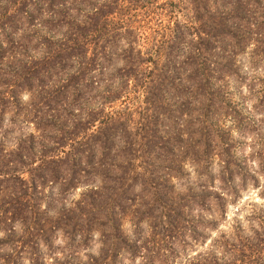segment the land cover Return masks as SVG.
Listing matches in <instances>:
<instances>
[{
	"label": "rangeland",
	"instance_id": "obj_1",
	"mask_svg": "<svg viewBox=\"0 0 264 264\" xmlns=\"http://www.w3.org/2000/svg\"><path fill=\"white\" fill-rule=\"evenodd\" d=\"M2 1L5 2L4 7H8L14 17L11 21L7 20L0 24V200H6L7 196H10L9 192L15 194L24 191V182L21 178H27L30 174L27 171L20 173L17 165L10 162L14 154L9 161H7V155L13 149L15 139L20 134L33 132L35 139L42 138V131L36 130L34 120L28 119L34 115V109L31 111L29 109L36 92H42L36 98L44 96L46 99V95L51 94V97L48 95L50 98L47 102L61 99L64 103L69 101L66 98L72 97L73 91L76 92L82 88V93L75 99L74 106L75 112L81 113L78 121H84L86 112L104 104L106 121L111 122L113 129L110 131L106 127L110 136L122 134L128 138H134V144L131 146L133 149L128 147L127 154L135 156L132 158L134 169L142 173L138 176V182L132 191L136 202L143 201L148 196L150 201L153 200V205L159 208V203L153 199L156 193L162 196V199L169 196V189L173 194L177 192L185 194L184 207L178 204V208L181 212L184 211L183 215L185 214L186 218L180 229L183 240L177 238V241H173L167 236L160 238L154 235L153 240L147 242L139 251L133 247L131 254L121 250L115 257L118 262L121 264H188L189 260L195 259L208 250L215 238L221 237L237 243L240 235L252 234L254 229L264 230V16L257 15L253 18V13L251 15L248 9L253 5L241 1L246 4L233 9L235 16H245L246 19L238 18V29L231 25L228 34L221 33L219 27L217 30L219 34L213 36L215 29L212 25L208 27L211 35L207 37V41L204 39L198 40L199 43L195 39L187 41V37L186 40L180 41L174 37L172 41L178 45V48H174L173 43L170 42L168 48L171 52H165V54L175 60L173 64L182 70V74L193 69L197 61L204 66V69L210 68L209 73H213L218 66L226 69L222 76L215 74L210 77L211 86L218 90L214 103L215 110L208 112L210 120L206 128H199L200 126L196 124L194 132H189L181 122L190 116L185 113L180 114L176 110L179 106H183L181 104L185 98L181 95L180 98L165 99L163 94H160L158 100L161 105L152 112V102L146 101L143 87L134 84L133 79L129 81L125 79V75H129L126 71L120 73V70L116 69L120 67L121 62L115 52H119L120 49H112L110 52L111 65L106 66L105 58L83 76V82L75 80L74 87L66 89L68 93L65 98L60 94L53 95L55 86L63 82L55 74H51L50 80L44 81L46 86L43 88L41 85L35 86L34 80L30 84H33L35 89H26L27 81L33 79L37 70H43L41 63L44 59L47 60L46 56L49 53L46 51L64 41V27L53 26L47 20L44 22L37 20L32 26L27 21V14L31 8L28 10V7L19 0H12V3L7 0ZM117 1L118 4L120 3L117 15L123 22L128 23L129 38L134 40L133 50H140L141 63L137 66V71L148 80L153 62H156L158 68H167V64L164 65L163 62L166 58L165 54L160 57L157 54L162 52L153 51L161 45V40L165 38L164 34L169 32L170 26L173 27L172 24L175 23L170 15V7L173 3L169 1L172 0ZM173 1L180 8L177 14L181 16L180 21L187 24L186 30H198L199 24H195L192 20L193 14L189 8V0L185 1L186 5L180 3L183 0ZM106 2L110 3V0L74 1L71 11L74 10V16L81 29L84 25V14L90 11L91 6L101 4L104 7ZM213 4L214 2L210 0V8L214 6ZM22 9L27 10L25 15L22 14ZM205 21L206 18L204 23ZM209 24L212 23L209 21ZM99 34L106 37L103 29L93 32L95 37ZM201 34L202 32H198L199 36ZM103 36L98 41H101ZM119 42L123 47L125 42L123 35ZM200 44L205 48L200 54H196L193 45ZM96 45L93 39L87 47H80L82 49L80 53L87 57L95 55L97 59L101 58L100 56L106 52ZM188 48L191 52H184ZM28 66L34 68V71L33 75L26 79ZM77 68L75 65L71 70H77ZM96 70L103 71L99 78L95 73ZM15 76L18 81L14 79ZM91 78L95 80L97 78L99 83L96 84L97 91L89 89L84 84ZM4 81L9 84L7 87ZM18 83L23 89L17 87ZM166 83L169 84L167 81ZM11 87L19 89L18 92L15 89L13 92L20 102L19 111L16 114L12 109V103L16 99L12 103L2 102L4 97L11 96ZM94 92L96 95H93ZM104 95H106V101L103 99ZM101 99L104 102H101ZM188 105L187 111L193 107L195 114L197 106L192 105V102ZM159 110L161 113L156 112ZM81 123L79 122L76 127L80 128ZM93 127L94 125L85 130L81 129L75 137L93 142L95 140L93 135H86L94 132V130L91 131ZM150 130L152 132L147 133ZM143 132L147 134L142 135ZM140 139L143 142H140ZM36 144L40 150L43 148L40 142ZM38 154L39 151L35 153V160L38 159ZM84 163L85 157L82 155L81 165ZM5 172L11 173L10 180L2 177ZM101 173L102 170H97L95 176L93 171L88 181H81V184L63 191H60L58 184L46 182L44 187L36 188L31 193L26 187V193H22V200L30 195L29 207L32 213L34 215L38 213L41 217L51 220L50 224H53L51 230L47 231L51 234L53 244L58 246L55 253L58 259L44 253L46 256L44 264H59L60 259L67 260L66 264H87L88 253H97L100 234L97 230H92L85 241L86 226L100 229L98 225L104 217H100L99 213L93 211L91 214L95 217V221L91 219V224H88L87 216L81 215L79 211H76L78 216L76 213L72 217L69 215L72 213L75 202L82 197V193L94 184H100V180L96 178ZM151 177L159 182L149 183L148 180ZM142 178L145 179L141 185ZM106 182L109 187L110 179H106ZM107 186L108 194L111 188ZM199 190H206L203 195L198 193V198L201 197L204 203L200 206H192L193 199L190 195ZM220 201L224 203L222 213L219 211L218 202ZM61 208L63 213H60ZM83 211L84 214L88 212V210ZM133 215V212L122 214L120 217L122 226L117 230L129 239L128 242L121 243L128 247L131 239H135L137 227L144 232L143 235L152 234L151 230H153L148 225L149 217L134 224ZM111 220L110 222L113 221ZM16 225L18 226L17 223ZM82 229L85 234L83 233L80 240L77 239V232ZM2 233L3 231L0 230V237L4 236ZM74 233L75 237L70 238ZM155 238L159 239L156 245L153 243ZM138 244L139 242L136 241L135 247ZM154 245L156 247L161 245L162 249L156 248L150 251V247ZM71 249L74 250V254L69 255ZM133 250H135L134 254ZM14 253V248L10 249L4 241H0V264H30L23 255L20 258L16 255L13 257Z\"/></svg>",
	"mask_w": 264,
	"mask_h": 264
},
{
	"label": "trees",
	"instance_id": "obj_2",
	"mask_svg": "<svg viewBox=\"0 0 264 264\" xmlns=\"http://www.w3.org/2000/svg\"><path fill=\"white\" fill-rule=\"evenodd\" d=\"M7 1L12 3L14 0ZM19 1H22V4L28 7V10L31 8L27 14L28 24L33 26L37 20L39 22L47 20L53 26L64 27L63 32L65 34L64 41H61L58 46L54 45L49 50H45L49 53L46 56L47 60L44 59L41 63L43 70H37L33 79L27 81L28 85L25 87L26 89H35V86L38 85H41L43 88L46 86L44 81L50 80L52 75L55 74L63 82L55 86L53 95L60 94L65 98V95L68 93L66 89L74 87L75 80L83 82V76L89 73L91 69H94L96 63H101L105 58L106 66L111 65L110 61L112 58L110 57V52L112 49H120L119 52H115L121 62L120 67L116 69L120 70V73L126 71L129 75L126 74L125 79L128 81L133 79L134 84L143 87L146 101L152 102V112L161 105L160 100H158V95L160 94H163L165 99L168 97L180 98L181 95L185 98L181 104L183 106H179L176 110L180 114L185 113L190 116L181 122L183 126L188 128L189 132H194V127H196L194 125L196 124L200 126L199 128H206L207 122L210 120L208 112L215 110L214 103L216 91L218 90L211 86L210 77L215 74L222 76L226 69L223 66H218L213 73H209L208 70L210 68L204 69V66L197 61L193 69H189L182 74V70L176 68L175 64H173L175 60L170 55L165 54V52H171L168 48L170 42L173 43L174 48H178V45L172 41L174 37L180 41L186 40V37L187 41L193 39L198 43V40L204 39L207 41V37L211 35V30H208V27L212 25L215 29L212 34L213 36L219 34L217 31L219 27L223 34L230 32L231 25L238 29V21L246 18L245 16H235L233 9L239 5L246 4L241 1H246L248 5H253L251 8H248L251 15L253 13V18L257 15L264 16V0H212L214 6L211 8L209 6L210 0H189V8L193 14L192 20H194L195 24H199L198 30L192 31L191 29L186 30L185 25L187 24L184 21H180L182 19L177 14L180 9L177 3L173 0V2L169 1L171 4L173 3L170 7V15L173 17L175 23L172 24L173 27L170 26L169 32L164 34L165 38L161 40V45H158L153 51L162 52L157 54L160 57L165 54L166 58L163 62L164 65L167 64V68H158L156 62H153L154 64L149 70V79L147 80L145 79L146 77L143 78L137 71V66L141 63L140 50H133L134 40L129 38L130 28L128 23L123 22L121 17L117 15L119 11L118 7L120 6L117 0H110V3L106 2L104 7L101 4L92 5L90 11L84 14L82 29L76 21L74 10L71 11V7L73 9V3L76 0ZM185 1H180V3H185L186 5ZM4 4L5 2L0 0V17L2 18L0 19V24L5 23L7 20L11 21L14 17L11 10L8 7H4ZM22 11L23 15L27 13L26 9H22ZM248 17L250 18V16ZM204 18H206L208 24L206 21L204 23ZM209 21L212 24H209ZM101 29H103V33H106V37L100 34L96 35V37L93 36V32L96 33ZM198 32H202V34L199 36ZM122 35L125 38L123 47L119 42ZM196 35L197 37L195 38ZM101 36H103V39L98 41ZM93 39H95L96 46L101 47L106 52V54L100 56L101 58L97 59L95 55L87 57L85 54L82 55L80 53L82 52L80 47H87L89 43H92ZM193 46L195 47L193 50H195L196 54H200L205 48L201 44ZM1 48L4 49L3 47ZM184 52H191V49L188 48ZM75 65L78 67L77 70H71ZM33 71L34 68L28 66L27 75L25 74L26 79L33 75ZM96 71L97 78H99L103 71ZM97 78L96 80L95 78H91L85 81V86L97 91L96 84H99ZM14 79L17 80L16 76ZM32 81L36 82L35 86L30 84ZM166 81L169 82L168 85ZM4 83L6 87L9 85L6 81ZM17 87L23 89L20 83H18ZM17 87H11V96L4 97L2 102L12 103L16 99L13 92L15 90L19 91ZM82 90L81 88L76 92L73 91L72 97H67L66 99L69 101H64V103L61 102V99L55 102H47L51 94H48L49 97L44 93L46 99L44 96L43 98H36L38 94L42 93L41 91L36 92L29 109L30 111L34 109V115L28 119L34 120L36 130L42 131V138L35 139L33 132L20 134L15 139L13 149L7 155V161H9L12 158V154H14L10 162H14L17 165V170L20 173L27 171L30 174L27 178H21L24 182V191L15 194L9 192L10 196H7L6 200H0V230L3 231L2 234L4 235L0 237V241H4L10 249L14 248L15 253L13 257L16 255L20 258L23 255L28 259L30 264H44L46 259L44 253L49 257L52 255L58 259L55 254L58 246L53 244L51 234L47 231L52 228L53 224H50L51 220L41 217L38 213L34 215L29 207L30 195L27 199L22 200V193H26L27 188H29L31 193L36 188L44 187L46 182H51L54 185L58 184L60 191L73 188L81 184V181H88L93 171L96 176L97 170H102L98 178L94 176L100 180V184H94L93 187L85 190L82 193V197L75 202L72 213L69 215L72 217L76 213L78 216V212L76 211H79L82 213L81 215L87 216L88 224H91V219L95 221V217L91 214L93 211L99 213L100 217H104V220L98 225L100 229L86 226L85 241L92 230H97L100 234L97 253H88L87 264H121L115 258L121 250L124 253L128 252L131 254L133 247L136 251H139L147 242L153 240L154 235L160 236V238L167 236L169 239H173V241H177V238L183 240V234L180 229L183 227V221L186 218L185 214L183 215L184 211L181 212L178 208V204L184 207L185 201L183 197L185 194L182 192L173 194L169 189V196L162 199V196L160 197L156 193L153 199L156 203H159V208L153 205V200L150 201L148 196L143 201L136 202V197L132 191L134 190V185L138 182V176L142 175V173L134 169L132 158L135 156L132 157L127 154L128 147L133 149L131 146L134 144V138H128V136L122 134L110 136L106 127L110 131L113 129L111 122L106 121L104 104H100L98 108L86 112L84 121H78L81 118V113H76L74 106L75 99L82 93ZM4 92L5 90L3 89V94ZM93 95H96V92ZM104 96L103 99L106 101V95ZM103 99H101V102H104ZM191 102L192 105L197 106L195 114L193 107H190L187 111L188 104ZM12 104L13 112L16 114L20 107L18 98ZM156 112L161 113L160 110ZM79 122L82 123L79 126L80 128H77L76 126ZM93 125L95 129L93 127L91 131L94 130V132L86 134L88 136L93 135L95 138L93 142L75 137L81 129L85 130ZM151 132L152 130L147 133ZM147 133L143 132L142 135ZM38 142L43 147L41 150L36 147V143ZM140 142L143 141L140 139ZM49 143L51 145H48ZM37 151H39L38 159L35 160L34 157H36L35 153ZM48 151L52 152L47 153ZM82 155L85 157V163L81 165ZM6 173L2 177L10 180L11 173ZM106 179H110L112 183H109V187L106 185ZM144 179L142 178L141 185ZM148 182L158 183L159 181L151 177ZM106 186L107 188H111L108 194L106 193ZM158 187L160 188V186ZM198 193L203 195L206 193V190H199L190 195L191 199H193L191 200L192 206H200V204L204 203L201 197L198 198ZM218 204L220 205L219 211L222 213L224 203L220 201ZM83 210H88V212L84 214ZM129 212L134 213V224H138L142 219L149 217L148 225L153 230H151L152 234L143 235L144 232L140 231L137 227L135 239H131V244L128 247L121 243H126L129 239L117 230L122 226L120 222L121 215ZM60 213H63L62 208ZM106 220L108 221L107 223ZM77 233V239L81 240L84 230L82 229ZM74 237L75 233L70 238ZM158 240L155 238L153 243L156 245L158 243L156 241ZM136 241L139 244L135 247ZM155 245L150 247V251L156 248L162 249L161 245L158 247ZM135 250H133V254ZM71 254H74L73 249L70 250L69 255ZM66 262L67 260L62 259L58 261L59 264H66ZM188 264H264V230L259 231L258 229H254L252 234L240 235L237 243L221 237L215 238L208 250L195 259L189 260Z\"/></svg>",
	"mask_w": 264,
	"mask_h": 264
}]
</instances>
